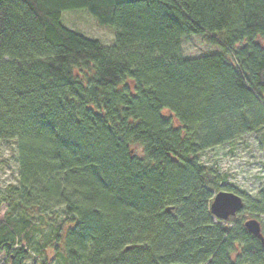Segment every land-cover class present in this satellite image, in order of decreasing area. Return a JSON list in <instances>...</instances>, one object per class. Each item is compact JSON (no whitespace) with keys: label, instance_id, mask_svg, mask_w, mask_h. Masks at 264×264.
Returning a JSON list of instances; mask_svg holds the SVG:
<instances>
[{"label":"trees","instance_id":"obj_1","mask_svg":"<svg viewBox=\"0 0 264 264\" xmlns=\"http://www.w3.org/2000/svg\"><path fill=\"white\" fill-rule=\"evenodd\" d=\"M74 10L114 44L66 28ZM193 35L219 51L185 60ZM263 125L264 0H0V141L16 145L19 211L0 223L4 263L24 264L35 213L62 207L47 246L63 244L61 264H255L264 249L242 222H213L223 177L197 157ZM243 208L264 213V191Z\"/></svg>","mask_w":264,"mask_h":264},{"label":"rangeland","instance_id":"obj_2","mask_svg":"<svg viewBox=\"0 0 264 264\" xmlns=\"http://www.w3.org/2000/svg\"><path fill=\"white\" fill-rule=\"evenodd\" d=\"M61 23L68 29L86 37L99 40L104 46L114 44L115 36L110 27L96 26L94 19L84 10L65 11ZM182 56L185 60L216 54L219 50L201 36H190L180 40ZM202 165L216 169L223 177L226 189L237 191L244 199H255L259 191H264V125L255 132L237 138L230 143L216 146L197 157ZM17 150L13 142L0 141V223L6 217L14 219L18 210L10 212L11 200L7 194L10 186L17 185ZM10 191H9V190ZM63 208L56 207L48 211L41 222L37 212L34 219L39 228L32 233L27 247L31 253L24 264H33L36 257L47 259L48 264H61L64 247L59 243L57 253L49 251L47 246L52 233L63 220ZM245 216V215H244ZM43 245L44 252L37 248ZM6 254L0 253V264H5Z\"/></svg>","mask_w":264,"mask_h":264},{"label":"water","instance_id":"obj_3","mask_svg":"<svg viewBox=\"0 0 264 264\" xmlns=\"http://www.w3.org/2000/svg\"><path fill=\"white\" fill-rule=\"evenodd\" d=\"M243 207L244 200L240 195L234 192L219 191L213 196L210 204V213L216 219L226 221L230 217H234ZM167 211L169 212L170 209H167ZM243 226L249 234L260 240L264 248V238L261 234L258 220L250 218L244 222Z\"/></svg>","mask_w":264,"mask_h":264},{"label":"bare ground","instance_id":"obj_4","mask_svg":"<svg viewBox=\"0 0 264 264\" xmlns=\"http://www.w3.org/2000/svg\"><path fill=\"white\" fill-rule=\"evenodd\" d=\"M220 187L223 189V191H225V189H226V187H224V185H223V183H220ZM216 194V193H215ZM214 194V195H215ZM212 203V202H211ZM243 211H244V208L242 209V210H240L239 212H237L236 214H235V216H234V220L235 221H241L242 222V224H244V222L245 221H247L248 219H250L251 218V214H243L242 215V213H243ZM245 215V216H244ZM253 218V217H252ZM4 221V220H3ZM3 221H1V223L3 222ZM213 222H215L216 223V218L214 217V219H213ZM36 259L38 260V261H41L42 262V260L43 259H40L39 257H36ZM43 263V262H42Z\"/></svg>","mask_w":264,"mask_h":264},{"label":"flooded vegetation","instance_id":"obj_5","mask_svg":"<svg viewBox=\"0 0 264 264\" xmlns=\"http://www.w3.org/2000/svg\"><path fill=\"white\" fill-rule=\"evenodd\" d=\"M256 198H258V195L256 196ZM253 218H255V219L258 220V222L260 224L261 234H262V236L264 238V213H262V214H255ZM255 239L258 241V243L260 244V246L263 248L260 240H258L257 238H255ZM255 264H264V258L260 259L259 257H256Z\"/></svg>","mask_w":264,"mask_h":264}]
</instances>
